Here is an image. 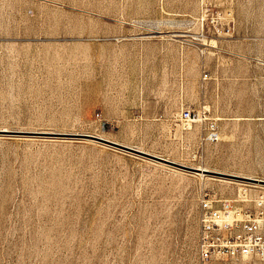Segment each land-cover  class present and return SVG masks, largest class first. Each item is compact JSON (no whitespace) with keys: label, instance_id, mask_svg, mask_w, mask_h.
<instances>
[{"label":"rangeland","instance_id":"1","mask_svg":"<svg viewBox=\"0 0 264 264\" xmlns=\"http://www.w3.org/2000/svg\"><path fill=\"white\" fill-rule=\"evenodd\" d=\"M3 130L0 264H202L201 192L264 195V0H0Z\"/></svg>","mask_w":264,"mask_h":264},{"label":"built area","instance_id":"2","mask_svg":"<svg viewBox=\"0 0 264 264\" xmlns=\"http://www.w3.org/2000/svg\"><path fill=\"white\" fill-rule=\"evenodd\" d=\"M180 120L192 124L196 122V115L186 109L181 112ZM211 130L208 139L218 140L216 126ZM199 222L198 253L202 264H264L263 194H252L247 185L230 199L216 198L208 191H202Z\"/></svg>","mask_w":264,"mask_h":264},{"label":"water","instance_id":"3","mask_svg":"<svg viewBox=\"0 0 264 264\" xmlns=\"http://www.w3.org/2000/svg\"><path fill=\"white\" fill-rule=\"evenodd\" d=\"M0 133H7V132L3 130ZM70 136H73V137H76V138H79V139H85V140H91V141L100 142V143L109 145L111 147H114V148L129 152V153H132L134 155L141 156V157H144V158H148V159L154 160L156 162H159V163H162V164H165V165H168V166H172V167H175V168L183 169V170H186V171H189V172L199 173V174H203V175H214V174L217 175L218 174V173L209 171L207 169H200V168H193V167L184 166V165L178 164L176 162L170 161L168 159H165V158H162V157H159V156H155V155L146 153L144 151H141V150H138V149H135V148L124 146V145L118 144L116 142H112V141H109V140H106V139H103V138H100V137H97V136H94V135L76 134V135H70ZM236 178L243 179V180L248 181V182L252 181V183H258V179H250V178H244V177H236ZM260 181H262L260 183L264 184V180H260Z\"/></svg>","mask_w":264,"mask_h":264},{"label":"crops","instance_id":"4","mask_svg":"<svg viewBox=\"0 0 264 264\" xmlns=\"http://www.w3.org/2000/svg\"><path fill=\"white\" fill-rule=\"evenodd\" d=\"M158 129H160L164 134H176V133H181V129L179 128V124H175L173 121H160L155 124ZM164 158V157H162Z\"/></svg>","mask_w":264,"mask_h":264},{"label":"bare ground","instance_id":"5","mask_svg":"<svg viewBox=\"0 0 264 264\" xmlns=\"http://www.w3.org/2000/svg\"><path fill=\"white\" fill-rule=\"evenodd\" d=\"M5 131V130H4ZM203 175V174H202ZM252 179V178H250ZM262 181H260V179H258V183H252V181H249V182H244V183H247V184H250V185H253V186H259V187H264V184L260 183Z\"/></svg>","mask_w":264,"mask_h":264}]
</instances>
